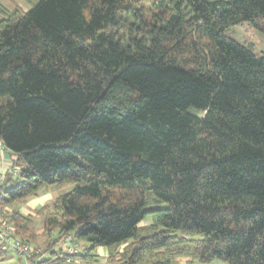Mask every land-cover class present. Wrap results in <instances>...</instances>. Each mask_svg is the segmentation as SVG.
<instances>
[{"label": "trees", "instance_id": "16d2710c", "mask_svg": "<svg viewBox=\"0 0 264 264\" xmlns=\"http://www.w3.org/2000/svg\"><path fill=\"white\" fill-rule=\"evenodd\" d=\"M23 1L0 4V209L72 185L39 234L4 217L37 264L67 235L85 264H264V53L226 33H264V0Z\"/></svg>", "mask_w": 264, "mask_h": 264}, {"label": "rangeland", "instance_id": "374dc122", "mask_svg": "<svg viewBox=\"0 0 264 264\" xmlns=\"http://www.w3.org/2000/svg\"><path fill=\"white\" fill-rule=\"evenodd\" d=\"M0 4H2L7 9H12L14 7H19L21 10L28 9V5L23 0H3L0 1ZM227 35L231 37L233 40L238 42L241 45L250 47L254 52L256 53H264V33L260 32L252 27H250L246 22L234 25L227 29ZM3 163H0V170H4V167H6V161L9 159L8 157L3 158ZM72 189V185H65L63 187H57L55 185L49 186L48 190H43L38 197H42L43 195L47 194L50 199H53L59 195L65 194L69 192ZM43 198V197H42ZM38 200V199H37ZM38 206L41 204V202H37ZM24 204L20 203H13L12 205L4 206L0 209V216L5 217L6 214H9L11 210L16 209L19 211V208ZM25 208V205H24ZM28 209V208H26ZM32 220L30 221V226L37 234H39L42 231L43 228V218L40 215H36V210H32ZM150 222V218L147 217L141 224H148ZM33 242L40 251L43 252V247L45 246L46 238L40 236L39 238H36ZM80 245V244H79ZM58 246H60V243H58ZM81 247V245H80ZM122 246H118L115 248L116 251L121 250ZM108 251L104 248L98 249V257L97 261L90 263V264H112L114 261L108 260ZM113 258V257H112ZM116 258V257H114ZM181 262L185 261L184 258L180 259ZM77 264H85L81 262V260H76ZM15 264H18L16 262ZM196 264H225L220 261H212L208 263H196Z\"/></svg>", "mask_w": 264, "mask_h": 264}, {"label": "built area", "instance_id": "2783aa9c", "mask_svg": "<svg viewBox=\"0 0 264 264\" xmlns=\"http://www.w3.org/2000/svg\"><path fill=\"white\" fill-rule=\"evenodd\" d=\"M8 157L6 161V167L4 170H0V184L3 181L6 171L15 173V167H12L13 158L9 155L8 151L0 143V163H3V158ZM0 248L5 251H12L19 259V264H37L41 256H35L39 254V250H36L31 243L19 238L16 234V230L12 222L6 218L0 216ZM60 249L64 251L65 258L61 264H77L75 255L80 253L81 247L75 242L71 235L64 237L60 243Z\"/></svg>", "mask_w": 264, "mask_h": 264}, {"label": "crops", "instance_id": "0c3cea01", "mask_svg": "<svg viewBox=\"0 0 264 264\" xmlns=\"http://www.w3.org/2000/svg\"><path fill=\"white\" fill-rule=\"evenodd\" d=\"M43 197V198H42ZM42 197H34V198H30L27 200V202L24 204L23 207L21 206L19 208V213L22 215H27V214H33L32 210H36L37 208H39L41 205H43L44 203H46L47 201H50L52 199L49 198V196L47 194L43 195ZM38 199V200H37ZM41 202V204L38 206L37 202ZM28 208V209H26ZM60 247V246H59ZM48 253H45L42 255V257H46ZM16 262H18L19 264V260L18 258L15 256V254L12 251H6L5 253V258L3 260L0 261V264H15Z\"/></svg>", "mask_w": 264, "mask_h": 264}]
</instances>
